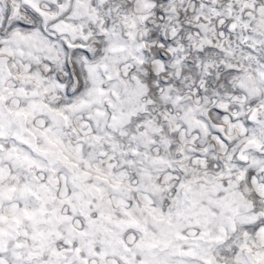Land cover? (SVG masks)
<instances>
[{"label": "snow or ice", "instance_id": "snow-or-ice-1", "mask_svg": "<svg viewBox=\"0 0 264 264\" xmlns=\"http://www.w3.org/2000/svg\"><path fill=\"white\" fill-rule=\"evenodd\" d=\"M0 264H264V0H0Z\"/></svg>", "mask_w": 264, "mask_h": 264}]
</instances>
